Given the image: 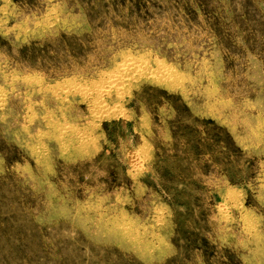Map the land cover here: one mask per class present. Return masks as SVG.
Wrapping results in <instances>:
<instances>
[{
    "label": "rangeland",
    "instance_id": "rangeland-1",
    "mask_svg": "<svg viewBox=\"0 0 264 264\" xmlns=\"http://www.w3.org/2000/svg\"><path fill=\"white\" fill-rule=\"evenodd\" d=\"M0 264H264V0H0Z\"/></svg>",
    "mask_w": 264,
    "mask_h": 264
}]
</instances>
